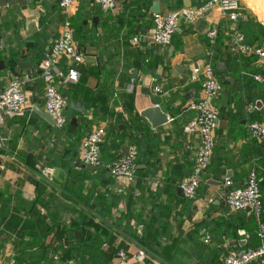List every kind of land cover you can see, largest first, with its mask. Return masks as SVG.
Wrapping results in <instances>:
<instances>
[{
	"label": "crops",
	"instance_id": "obj_1",
	"mask_svg": "<svg viewBox=\"0 0 264 264\" xmlns=\"http://www.w3.org/2000/svg\"><path fill=\"white\" fill-rule=\"evenodd\" d=\"M153 1L165 12L204 0H114L107 10L94 0H76L67 12L57 0H0V92L18 77L27 97L19 114L0 108V209L10 210L0 219V264H77L70 256L77 242L67 239L77 220L83 239L89 240L88 232L96 236L109 264H220L246 243L240 236L249 229L246 215L227 207L225 196L243 185L252 167L264 213V156L246 130L249 121L264 120V80L254 78H264V66L252 53L237 54L229 40L234 29L252 47L264 41V0H238L244 17L237 21L212 9L181 23L165 46L149 37ZM66 15L76 24L79 60L63 57L59 68L75 67L80 76L58 83L67 118L58 132L34 107L45 111L38 62L50 53ZM213 27L217 37L210 44L207 31ZM202 63L212 65L221 85L214 100L219 116L209 171L196 198L187 200L180 183L192 172L198 139L182 127L196 114L188 104L201 97L200 75L191 80L190 74ZM71 102L82 103L86 112ZM152 105L168 117L156 128L140 115ZM127 112L142 119L140 128L122 132ZM96 128L105 133L102 159L118 157L131 145L140 151L133 181L82 167L80 141ZM101 172L109 182L100 180ZM74 232L75 238L83 235Z\"/></svg>",
	"mask_w": 264,
	"mask_h": 264
},
{
	"label": "built area",
	"instance_id": "obj_2",
	"mask_svg": "<svg viewBox=\"0 0 264 264\" xmlns=\"http://www.w3.org/2000/svg\"><path fill=\"white\" fill-rule=\"evenodd\" d=\"M57 1L58 7L67 12L76 0ZM94 1L100 8L107 10L114 0ZM212 9H218L228 21H237L244 17L238 0H204L194 6H181L166 12L153 13L149 37L155 44L168 45L181 23L191 24ZM216 37L217 29L210 28L207 31L208 42L214 44ZM229 40L237 54L252 53L264 66V41L259 46L252 47L246 43L244 34L234 29L229 33ZM133 41L136 42L137 37H134ZM75 49L74 30L70 18L66 15L61 24L60 34L54 40L50 53L38 62L43 81L44 110L52 117L54 125L59 128L67 123V118L63 113L66 101L58 89V83L75 82L80 76L75 67H69L66 70L60 69L59 61L63 57L79 60ZM198 75H200L201 97L188 104V108L196 111V114L189 118L182 127L183 133L195 135L198 139V149L192 172L180 183L182 195L189 200L196 198L201 176L208 168L213 155L214 136L219 116L214 100L221 89L220 82L210 63H202L200 66L196 64L192 67L190 79L195 80ZM254 78L257 81L264 80L259 74L254 75ZM26 99L22 80L18 77H11L0 92V108L9 116L19 114L24 108ZM246 130L248 137L260 144L264 156V120L249 121ZM104 139L105 133L102 128H96L87 133L81 139L78 147L80 162L85 165H101L100 147ZM136 157L137 148L135 145H131L126 152L108 162L105 167L113 177L131 182L137 171ZM259 180L256 168L252 167L242 186H233L227 190L225 203L227 207L235 211L250 208V212L253 213L257 222L260 244L257 247L240 248L228 253L222 257L220 264H249L257 259L264 262V220L261 217L262 192ZM225 185L232 186L231 180L226 179ZM241 233L246 241L248 234L245 231ZM203 240L208 242L209 235H205ZM118 254L121 257L124 256L123 252ZM136 257L139 261L144 259L142 254H137Z\"/></svg>",
	"mask_w": 264,
	"mask_h": 264
},
{
	"label": "trees",
	"instance_id": "obj_3",
	"mask_svg": "<svg viewBox=\"0 0 264 264\" xmlns=\"http://www.w3.org/2000/svg\"><path fill=\"white\" fill-rule=\"evenodd\" d=\"M176 8H178V7H176ZM176 8H172V9H176ZM172 9H169V10H172ZM71 24H72V27H73V30H74L76 24L72 22V19H71ZM74 40H75V35H74ZM239 71H241V67L236 65V72H239ZM65 101H66V99H65ZM122 122L125 125V129H123L122 132H126L128 128L129 129L140 128L141 124H142V119L138 118L136 115H133L132 113H128V119L125 120V121H122ZM65 125L60 127V129H57L58 132L64 130L63 128L65 127ZM107 148L111 149V146H109L107 144ZM100 149H101V147H100ZM139 154H140V151L138 152V149H137V157H136V159L140 158ZM116 158L117 157H115V158L111 157V158H109V160H107V159H102V157H101V165L105 166L108 162H111L112 160H114ZM211 161H212V158H211ZM211 161H210V164H209L208 168L206 169V171L201 176L200 186L204 182L205 173L207 171H209V168H210V165H211ZM100 175H101V179L100 180L109 182L110 179H111L109 177H106L104 172H101ZM200 186H199V189H200ZM260 188H261V185H260ZM261 192H262V190H261ZM187 200H189V199H187ZM114 201L117 202L118 199H115ZM262 201H263V199H262ZM262 208H263V202H262ZM92 209L96 210V207H93ZM9 211L10 210H9L8 207H2L0 209V219L7 217L9 215ZM240 211L243 212L246 215L245 219L247 220V222L249 224V229H246V231H245L248 234V237L246 238V243H245L244 246H242L240 248H243V247L244 248L245 247H257L260 244V239L258 237V228H257V222H256V219H255V216L253 215L252 212H246L243 209L240 210ZM99 212H102L100 207H99ZM261 217L264 220V218H263L264 217V213L263 212H261ZM245 226L246 225L244 224V227ZM71 228L72 229H70V231L67 234V239L69 240V242L72 239H74L77 242V247L76 248L74 247V250L72 249L73 251L70 252V256L72 257V259H75L77 261V264L78 263L79 264H99V263L103 264V262H100V259L102 261L106 262L107 264H109V259L108 258L110 257V255L106 254L105 251H102L99 248L100 245H99V243L98 244L96 243V241H97L96 240V236H93V234L91 232H88V233H86L87 235H85V236L86 237H90L89 240L83 239V237H84V229H83V226L81 225V222H78V220L75 222V224H71ZM77 229L80 230L81 232L83 231V235L81 237H79V238H75V236H74V234L76 233V232H74V230H77ZM240 236L244 239L243 235H240ZM77 251H79V254L76 256V252ZM43 264H53V263H51V261H50L48 263L44 262ZM67 264H72V263L68 262Z\"/></svg>",
	"mask_w": 264,
	"mask_h": 264
},
{
	"label": "water",
	"instance_id": "obj_4",
	"mask_svg": "<svg viewBox=\"0 0 264 264\" xmlns=\"http://www.w3.org/2000/svg\"><path fill=\"white\" fill-rule=\"evenodd\" d=\"M111 5H112V3H111ZM151 12L152 13H160L161 12L160 5H159L158 1H153L152 5H151ZM28 27H30V26H28ZM70 106L72 108L78 109L80 112H83V113L86 112L83 104L80 102H71ZM34 109L37 111V113L39 115H41L49 123L54 124V120L52 119V117L47 112H45L41 109H37V107H34ZM140 115L143 118L147 119L153 128H156V127H158V126H160V125H162L168 121L167 114L158 105H152V106L144 108L143 110L140 111ZM121 126H123V125H121ZM0 143H1V141H0ZM125 151H127V148L125 149ZM82 167H85L88 171L105 170L106 175L111 176L110 171H108L107 168L105 166H102V165L92 166V165L82 164ZM180 191H181V189H179V192ZM245 210L250 211V208L247 207V208H245ZM75 234L79 236V232H76Z\"/></svg>",
	"mask_w": 264,
	"mask_h": 264
}]
</instances>
